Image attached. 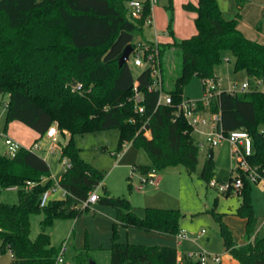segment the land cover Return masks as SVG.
<instances>
[{"label": "trees", "instance_id": "obj_1", "mask_svg": "<svg viewBox=\"0 0 264 264\" xmlns=\"http://www.w3.org/2000/svg\"><path fill=\"white\" fill-rule=\"evenodd\" d=\"M129 1L0 0V95L8 94L5 126L19 122L36 132L38 141L56 122L60 136H68L60 146L70 162L59 181L68 195L40 207L41 193L52 184L51 179L42 181L51 173L47 161L24 147L13 157L0 152V192L17 190V202L0 201V253L10 252L9 264H55L60 245L51 243L48 229L55 220H74L90 212V207H81V203L98 185L103 193L98 194L96 203L115 209L109 264H176V248L120 242L117 226L176 235L181 230L180 211L147 207L139 217L128 199L109 194L104 174L80 157L74 137L118 129L117 150L126 142L143 148L158 170L180 165L191 174L196 170L199 146L192 127L175 115L183 99L182 89L194 77L201 82L211 77L219 80L215 68L224 50L231 52L235 72L244 71L250 79L264 73V44L242 34L237 27L239 13L236 18H224L217 0L184 4L187 11L195 13L196 33L178 39L173 36V7L168 0L167 32L172 40L158 44L155 65L172 103L157 105L159 92L148 88L152 68L146 66L134 77L128 62L117 63L127 44L135 46L134 34L142 32L147 16H151L148 0L138 18L130 15ZM176 69V76L170 75ZM135 80L142 94V113L130 99ZM166 81L172 82L170 88L165 87ZM76 84L82 85L81 92L73 90ZM209 110L219 112L218 125L224 132L247 131L254 147L246 161L256 182H250L242 172V186L236 191L240 202L235 215L245 220V242L235 244L227 226L213 214L224 248L238 264H264V236L255 232L251 201V184L264 180V93L220 90ZM137 168L146 174L150 166ZM213 168L208 152L199 177L208 183ZM33 214L42 216L34 239L30 237ZM73 239L71 231L67 241L74 250L72 264H96L89 244L77 249Z\"/></svg>", "mask_w": 264, "mask_h": 264}, {"label": "rangeland", "instance_id": "obj_2", "mask_svg": "<svg viewBox=\"0 0 264 264\" xmlns=\"http://www.w3.org/2000/svg\"><path fill=\"white\" fill-rule=\"evenodd\" d=\"M145 2L146 0H138ZM221 1V0H220ZM197 0H172L173 7V36L178 39L188 38L196 33L194 25V13L187 11L184 4H196ZM219 2V0H217ZM168 0H157L151 7V21L143 26L142 32L134 34V43L141 40L144 44L147 41L148 47L153 44L157 47L161 42H169L172 37L167 32L168 23ZM130 11V9H129ZM236 17V15H235ZM234 17V18H235ZM157 41V42H155ZM152 52L155 61L158 60L156 51H150L145 48L140 53L146 58ZM222 61L215 68V72L220 78V90H229L231 87H239L242 82L248 79L244 71L233 70V56L230 51L224 50L221 53ZM128 64L132 70L133 76L136 77L143 66H135L132 58H129ZM172 69L174 65L172 64ZM176 76L177 69L170 73ZM172 82L166 81L165 87L170 88ZM182 97L184 99L198 100L202 97V82L194 77L183 89ZM8 103V94L0 95V134L4 131L10 134L5 124L6 104ZM9 125V124H8ZM7 125V126H8ZM192 136L197 143H203L198 148V161L195 172L188 174L185 169L180 166H167L162 169H156L146 151L141 147H135L131 144L122 145L118 149V129L94 130L74 137V144L79 150L80 157L93 167L97 168L104 174L103 184L111 196L126 198L130 201L134 211L138 213L145 212L147 207L155 208H173L178 209L183 215L180 221V229L190 234V238L177 242L176 235L164 234L159 232H147L139 230L141 239L149 242L142 244L145 246L173 247L178 251V259L176 264H190L189 261H197L198 254L204 252L206 254H217L220 259H230L224 248L222 238L219 233V223L215 220L216 214L221 221L227 226L231 232L232 239L237 245L245 242V220L235 215L239 205L240 198L236 194V190H230L227 193H221L215 188L209 187L208 183L199 177L200 170L204 164L208 151H213L214 173L211 179L228 183L230 177H234V169L236 167V157L233 154V147L227 140H222L217 145L208 147L205 136L192 128ZM146 135H150L149 132ZM68 136L59 137L61 143L66 141ZM0 152H4L2 139L0 138ZM40 156L47 158L50 172L54 175L61 170V165L57 155H47L45 151L39 150ZM150 166L148 174L159 177L158 185L142 183L141 180L146 176L141 174L137 166ZM134 167V169H132ZM141 185V187H140ZM97 194H102V188L96 189ZM58 193L52 196L56 197ZM0 201L4 203L17 202V190L14 188L3 189L0 192ZM251 201L253 205L254 216L256 218L255 232L259 236H264V182L251 184ZM41 214H33L30 218V237L35 238L39 232V220ZM89 218H92V212H88L77 217L74 220H55L48 229L51 243L55 246L60 245L71 231L74 233L76 246H83L85 243L90 244L92 234L89 238ZM124 230V240H127V227ZM133 228V227H131ZM88 229V230H87ZM118 229V228H117ZM203 234H200L201 230ZM134 235V233H132ZM138 240V238H137ZM160 242H167L160 244ZM170 244V245H169ZM96 264H109V252L97 250L92 252ZM73 251L68 246L66 257L72 264ZM189 254H192L189 258ZM11 259L8 251L0 253V264H9ZM221 263V262H220ZM214 263L208 259L207 264ZM223 264V261L222 263Z\"/></svg>", "mask_w": 264, "mask_h": 264}, {"label": "built area", "instance_id": "obj_3", "mask_svg": "<svg viewBox=\"0 0 264 264\" xmlns=\"http://www.w3.org/2000/svg\"><path fill=\"white\" fill-rule=\"evenodd\" d=\"M150 4H154L157 0H148ZM130 9V15L134 18H138L142 14L143 2L138 0H130L128 3ZM151 16H147L146 21L150 22ZM148 44H144L142 40L135 42V46L132 49L129 58H132V62L135 66H150L152 68V83L148 87L150 90L158 91L157 105H170L172 103V98L169 94L165 93L162 89V77L159 68L155 65V58L152 52L144 58L140 55L141 52L148 48ZM152 51L157 52V47L153 44ZM219 80L215 78H206L202 81V97L198 100L182 99L180 104L176 107L175 115L183 117L187 123L193 128L202 133L206 138V143L208 147L217 145L222 140H227L233 147V154L236 157V167L234 169V177L228 181V183H220L213 179L208 182V186L215 188L221 193H227L230 190L238 191L242 186L241 173L243 172L250 182H256V174L249 168L247 164V157H249L254 152L253 140L251 135L243 129H235L229 132H224L223 129L218 125L220 119L219 112H211L210 106L213 100L217 97L219 89ZM73 90L81 92L82 85L76 84ZM259 91L264 93V73L258 77L248 78L237 88L235 86L227 90L231 93H242L246 91ZM134 103V108L137 112H143V106L141 105L142 94L138 87V81L135 80L132 87L131 98ZM60 132L56 122L52 123L44 136L32 143L26 149L32 151H45L47 155H57L58 161L61 165V170L56 174L50 173V176L42 178V181H47L51 179L52 184L46 190H44L39 198V206H45L50 199H61L68 195V191L64 189L59 181L61 175L70 167V162L67 157L62 155V150L60 146ZM2 143L4 146V154L13 157L18 152L22 145L15 140L13 137L6 133L0 134ZM128 143H123L126 146ZM198 146H202L203 143H197ZM134 169V167H132ZM149 172V171H148ZM146 177L141 180L142 183H149L151 185H158L159 178L155 177L153 174H143ZM98 185L92 192L89 193L87 199L81 203V207H91L92 204L96 203L98 199V194L96 189L99 188ZM58 193L56 197L52 195ZM204 230L200 231L203 234ZM176 238L178 241L190 238V234L181 229L177 234ZM68 241L65 239L60 244V249L56 257L55 264H71L65 259V254L67 251ZM10 253V252H9ZM11 255V254H10ZM192 254H189L191 258ZM210 259L214 263L220 262V256L217 254H206L200 252L198 254L197 261L200 264H207V260Z\"/></svg>", "mask_w": 264, "mask_h": 264}, {"label": "crops", "instance_id": "obj_4", "mask_svg": "<svg viewBox=\"0 0 264 264\" xmlns=\"http://www.w3.org/2000/svg\"><path fill=\"white\" fill-rule=\"evenodd\" d=\"M239 1L241 2L240 6H239ZM218 4L221 9L223 17L226 19H233L235 15L237 16V13L240 14L237 27L239 28V30L242 32V34L245 37L264 44V0H221V1L219 0ZM148 42L154 43V41H148ZM219 81H220V78H219ZM7 128L10 131L9 136L17 140L24 148L29 147L39 137V135L36 132H34L30 128H28L27 126L19 122L13 121L9 123ZM4 133L7 134L6 131H4ZM42 157L47 161L46 157L44 156ZM260 182H264V180H261ZM90 210L92 212V218L88 219L89 220L88 224H89V231H90L89 238L91 237V234H92V241H90V244H89L91 248V254H93L92 252L97 251V250H103V251L109 252V248L112 243L111 239H112V233H113V225L115 223V209L108 205H101L98 203H94L91 205ZM137 215L139 217H143L144 214L138 213ZM77 220H78L77 218L74 219V221L76 222ZM117 228H118L117 229L118 241L130 242L133 244H141V245L149 244V242L145 241V239H141L142 236L139 235L140 231L137 230L135 227L127 228V234H126L127 240H124L123 238L125 232L122 226L118 224ZM132 233H134V235H132ZM190 235H194V234H190ZM68 236L66 237V239L68 238ZM177 242H180V241H177ZM160 244L168 245L167 242H160ZM73 245L77 249H80L83 247V246H76L75 237L73 239ZM67 246H70L71 248V245L68 244ZM72 251L74 253L73 249ZM228 256L230 259H223V260L221 259L220 262L222 263L223 261V264H238L234 259H232V257L229 254ZM65 259L69 260L68 257H66V254H65ZM93 259L95 261L94 257ZM177 259H178V251H177Z\"/></svg>", "mask_w": 264, "mask_h": 264}, {"label": "water", "instance_id": "obj_5", "mask_svg": "<svg viewBox=\"0 0 264 264\" xmlns=\"http://www.w3.org/2000/svg\"><path fill=\"white\" fill-rule=\"evenodd\" d=\"M132 45L127 44L123 51L121 52V54L119 55V57L117 58V63L118 66H122L123 64L127 63L130 57V54L132 52ZM209 157L212 158L213 157V151L212 149L209 150ZM90 264H94L93 261H90Z\"/></svg>", "mask_w": 264, "mask_h": 264}]
</instances>
